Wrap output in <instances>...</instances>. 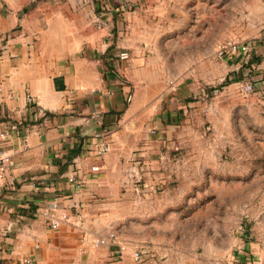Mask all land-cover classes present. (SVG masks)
<instances>
[{
	"label": "crops",
	"instance_id": "crops-1",
	"mask_svg": "<svg viewBox=\"0 0 264 264\" xmlns=\"http://www.w3.org/2000/svg\"><path fill=\"white\" fill-rule=\"evenodd\" d=\"M196 6V0H0V150L14 163L0 178V264H172L150 252L134 261L136 244L113 221L128 215L118 208L122 185L137 173L134 160L147 164L159 151L144 129L158 128L173 112H155L156 79L186 71V14ZM175 11L183 14L179 24L170 21ZM256 16L264 36V9ZM257 47L263 56L264 43ZM122 50L129 62L118 59ZM96 132L110 144L101 156ZM54 198L69 215L56 229L44 215ZM110 231L123 252L111 240L92 245ZM221 264H248V245Z\"/></svg>",
	"mask_w": 264,
	"mask_h": 264
},
{
	"label": "rangeland",
	"instance_id": "rangeland-1",
	"mask_svg": "<svg viewBox=\"0 0 264 264\" xmlns=\"http://www.w3.org/2000/svg\"><path fill=\"white\" fill-rule=\"evenodd\" d=\"M196 5L186 14V71L158 76L153 88L155 112L172 107L173 114L158 128L144 129L159 141V151L147 164L134 160L137 173L122 185L118 208L128 215L113 226L158 262L221 264L248 245V264H264V54H253V66L242 69L243 62L215 53L228 37L264 43L256 16L264 0ZM182 16L175 11L170 21L179 24ZM180 31V25L171 29L174 37ZM228 74L237 78L218 89ZM244 81L254 83L255 91L241 93Z\"/></svg>",
	"mask_w": 264,
	"mask_h": 264
},
{
	"label": "built area",
	"instance_id": "built-area-1",
	"mask_svg": "<svg viewBox=\"0 0 264 264\" xmlns=\"http://www.w3.org/2000/svg\"><path fill=\"white\" fill-rule=\"evenodd\" d=\"M258 44L255 41L243 39L239 37H228L218 42L215 53L222 59L226 60H238V62L246 63L253 54L256 53ZM127 51H121L118 53V59L127 60L129 58ZM253 66V65H252ZM239 89L241 93L247 95L255 91V84L251 81H244L239 83ZM260 96L264 99V90L260 92ZM26 101L33 103L34 98L30 95H26ZM3 136V134H0ZM94 137L97 138L98 144L96 147L97 155H104L110 151V144L105 139L104 133L96 132ZM13 160L11 156L4 151L0 150V178L13 166ZM73 180V178H71ZM48 226L52 229H56L63 221L68 220L69 215L65 209L60 206L58 198H54L49 204L47 211L44 213ZM111 240L114 244H117L118 251L123 252L125 245L118 242L115 232H108L106 238L99 236L95 238L91 243L93 246H100ZM148 253L144 246H134L131 252V256L134 261H141L142 257Z\"/></svg>",
	"mask_w": 264,
	"mask_h": 264
},
{
	"label": "trees",
	"instance_id": "trees-1",
	"mask_svg": "<svg viewBox=\"0 0 264 264\" xmlns=\"http://www.w3.org/2000/svg\"><path fill=\"white\" fill-rule=\"evenodd\" d=\"M253 56L256 57V54H254ZM253 56L248 60V62H246V63H244V64L242 65V69H243V67L248 68V67H250V66L254 63V62H253ZM242 69H241L240 71H242ZM237 74H239V73H237ZM235 78H237V77L235 76L234 79H230V78H229V74H228L227 77L225 78L224 82L221 83V84L218 86V89L222 88L224 85H227L228 83H230V82H232V81H235ZM78 151H79V149H78ZM78 151H77V152H78ZM77 152H76V153H77ZM71 158H72V156L67 157L66 162L64 163V165H63L62 168L60 169V172H62V171L64 170V168H65V164H66L67 161L70 160Z\"/></svg>",
	"mask_w": 264,
	"mask_h": 264
}]
</instances>
